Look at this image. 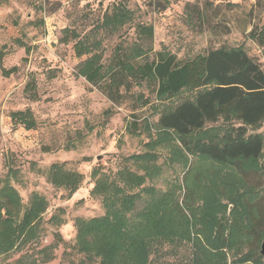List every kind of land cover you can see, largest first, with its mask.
I'll return each instance as SVG.
<instances>
[{"label": "rangeland", "instance_id": "rangeland-1", "mask_svg": "<svg viewBox=\"0 0 264 264\" xmlns=\"http://www.w3.org/2000/svg\"><path fill=\"white\" fill-rule=\"evenodd\" d=\"M192 8L205 20L189 19ZM148 26L154 52L185 60L241 48L264 73L250 38L264 27V0H0V72L18 69L0 73V191L15 201L8 209L0 200V230L21 232L0 246V264H264V121L251 131L263 152L242 176L189 157L157 120L199 90L114 107L75 76L73 43L60 41L62 30L76 31L107 62L115 47L140 45ZM24 109L37 129L11 124L9 114ZM231 126L239 124L204 132ZM35 197L40 211L28 217Z\"/></svg>", "mask_w": 264, "mask_h": 264}, {"label": "trees", "instance_id": "trees-1", "mask_svg": "<svg viewBox=\"0 0 264 264\" xmlns=\"http://www.w3.org/2000/svg\"><path fill=\"white\" fill-rule=\"evenodd\" d=\"M187 15L189 19L205 20L204 12L199 8H192ZM250 32V38L262 50L264 58V27L252 28ZM140 35L144 40L140 45L115 47L112 58L107 62L103 52L87 48L76 31L62 30L60 41L73 43L72 52L79 59L75 76L95 88L114 107L129 104L136 110L149 107L156 101L165 102L181 91L199 90L194 101L182 102L173 110L161 113L157 123L162 130L179 137L180 148L187 156L203 157L217 165H227L242 176V164L255 162L263 152L261 135L251 132L264 121V73L261 65L241 48L222 47L191 59L178 60L165 49L154 52L150 48L154 36L151 26L141 28ZM3 57L0 53V64ZM17 71L13 68L0 73L9 77ZM35 88L32 81L25 85L23 92L32 94ZM111 113L106 109L104 115ZM9 117L14 127H23L27 131L38 127L34 113L29 109L11 112ZM220 121H235L239 126H231L222 134L204 132L206 126ZM65 176L69 182L75 179L71 173ZM6 193L5 187L0 191V200L4 199L5 206L12 209L15 201ZM40 201L35 197L26 212L28 217L40 211ZM10 231L0 230V246L19 239L21 232Z\"/></svg>", "mask_w": 264, "mask_h": 264}, {"label": "water", "instance_id": "water-1", "mask_svg": "<svg viewBox=\"0 0 264 264\" xmlns=\"http://www.w3.org/2000/svg\"><path fill=\"white\" fill-rule=\"evenodd\" d=\"M259 253L262 255V257H263V261H264V240H263V242L261 243Z\"/></svg>", "mask_w": 264, "mask_h": 264}]
</instances>
